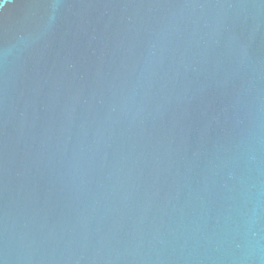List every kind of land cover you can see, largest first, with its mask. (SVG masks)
I'll use <instances>...</instances> for the list:
<instances>
[{"label": "water", "instance_id": "obj_1", "mask_svg": "<svg viewBox=\"0 0 264 264\" xmlns=\"http://www.w3.org/2000/svg\"><path fill=\"white\" fill-rule=\"evenodd\" d=\"M0 264H264V0H0Z\"/></svg>", "mask_w": 264, "mask_h": 264}, {"label": "clouds", "instance_id": "obj_2", "mask_svg": "<svg viewBox=\"0 0 264 264\" xmlns=\"http://www.w3.org/2000/svg\"><path fill=\"white\" fill-rule=\"evenodd\" d=\"M55 7H56V4L54 3V4H53V9H55Z\"/></svg>", "mask_w": 264, "mask_h": 264}]
</instances>
